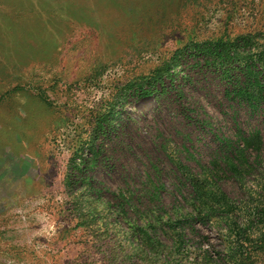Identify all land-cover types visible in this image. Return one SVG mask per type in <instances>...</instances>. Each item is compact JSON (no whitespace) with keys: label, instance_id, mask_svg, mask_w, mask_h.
Segmentation results:
<instances>
[{"label":"rangeland","instance_id":"rangeland-1","mask_svg":"<svg viewBox=\"0 0 264 264\" xmlns=\"http://www.w3.org/2000/svg\"><path fill=\"white\" fill-rule=\"evenodd\" d=\"M250 56L264 0H0V264H264Z\"/></svg>","mask_w":264,"mask_h":264},{"label":"trees","instance_id":"trees-1","mask_svg":"<svg viewBox=\"0 0 264 264\" xmlns=\"http://www.w3.org/2000/svg\"><path fill=\"white\" fill-rule=\"evenodd\" d=\"M213 56L216 61L223 62V60L233 59L235 55H231V52L225 48V46L219 42L214 44L213 47ZM250 61L246 62L245 68L242 69L243 80L240 77L237 78L235 84H233L232 89L227 90V95L230 98H235L238 101L246 102L252 110H258L262 99H264V65L260 63V58L255 59L250 56ZM148 91H143L141 94H147ZM245 144V143H244ZM251 144V141H249ZM232 147V145H229ZM254 209V218L248 219L247 224L250 228H253L254 225L257 227L264 228V202L262 204L255 205ZM232 229L231 235L233 236V241L239 247H243L245 240L252 241L249 238V233L246 229L241 228L240 224L236 220L231 222ZM234 234V235H233ZM263 245H258L257 248H263Z\"/></svg>","mask_w":264,"mask_h":264}]
</instances>
